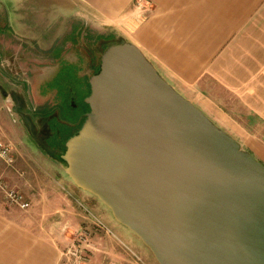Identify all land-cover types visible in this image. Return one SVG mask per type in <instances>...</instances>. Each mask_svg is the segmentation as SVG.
I'll return each instance as SVG.
<instances>
[{
    "label": "water",
    "instance_id": "water-1",
    "mask_svg": "<svg viewBox=\"0 0 264 264\" xmlns=\"http://www.w3.org/2000/svg\"><path fill=\"white\" fill-rule=\"evenodd\" d=\"M60 159L158 264H264V164L163 79L108 46Z\"/></svg>",
    "mask_w": 264,
    "mask_h": 264
},
{
    "label": "crops",
    "instance_id": "crops-1",
    "mask_svg": "<svg viewBox=\"0 0 264 264\" xmlns=\"http://www.w3.org/2000/svg\"><path fill=\"white\" fill-rule=\"evenodd\" d=\"M146 1L152 10L140 17L134 0H0V54L48 47L50 59L73 71L70 35L89 19L101 30V42L134 44L221 129L246 127L243 115L264 126V0ZM25 156L13 153L12 166L0 169L28 203L25 209L8 205L0 191V264H69L64 249L70 237L90 229L82 204L67 179L22 168ZM26 176L45 179L27 186L36 179ZM129 238L132 245L117 234L95 232L87 264H158L146 246Z\"/></svg>",
    "mask_w": 264,
    "mask_h": 264
},
{
    "label": "rangeland",
    "instance_id": "rangeland-1",
    "mask_svg": "<svg viewBox=\"0 0 264 264\" xmlns=\"http://www.w3.org/2000/svg\"><path fill=\"white\" fill-rule=\"evenodd\" d=\"M74 21L71 20V23H76ZM90 23L89 19L87 24L80 23L82 31L70 35L75 38L73 44L67 45V48L72 47L68 57L74 61L73 71L71 67L66 69L65 63H56L50 59L51 54L48 52L51 48L48 47H36L32 50L22 47L7 55L0 54V139L11 145L12 153L27 154V162L20 165L22 168L44 170L38 172L39 174L46 173L48 169L49 173L55 174L56 180L65 178L74 185L72 194L82 204L80 208L90 229L84 227L73 233L64 250L71 248L78 239L77 235L85 232L86 240L81 243V256L85 258L81 259L83 264L89 263L92 254L91 238L95 232L114 236L117 234L120 238L129 240L130 244L132 240L129 237H133V240L135 237V241L144 245L134 233L114 219L110 209L95 195L80 189L72 182L59 157L64 151L65 141L81 126L85 113L89 110L84 101L90 93L89 78L98 71L103 51L116 43V39L106 41L105 38L101 42V30H98L97 24ZM58 35L55 32L54 38L57 39ZM31 52L39 57L31 56ZM242 118L246 127L222 129L230 132L240 142L242 149L253 153L264 164V126H257L255 119L246 120L244 115ZM214 120L221 123L218 119ZM34 135L37 140L31 139ZM3 164L0 163V169L4 170ZM5 166L11 167L12 164ZM2 173L0 175L9 186L19 189L18 186H12L9 178ZM29 178L26 176L24 179ZM33 179L36 182L27 186L38 184L45 178L34 176L29 180ZM66 255L71 259L69 264H82L78 256L69 253Z\"/></svg>",
    "mask_w": 264,
    "mask_h": 264
},
{
    "label": "built area",
    "instance_id": "built-area-1",
    "mask_svg": "<svg viewBox=\"0 0 264 264\" xmlns=\"http://www.w3.org/2000/svg\"><path fill=\"white\" fill-rule=\"evenodd\" d=\"M134 8L138 11V15L143 17L147 15L152 10V6L149 1L146 0H134ZM13 150L11 145L8 142L0 139V162L5 165H11L13 163ZM0 191L4 195V199L8 205L17 206L21 209H25L28 206V203L25 201L23 194L14 187L9 186L2 176L0 175ZM78 239L73 242L71 248H67L65 254H71L73 256H78L80 262L85 259L81 256L83 249L81 248V243L86 240L85 232L77 235ZM82 259V260H81ZM83 264V261H82Z\"/></svg>",
    "mask_w": 264,
    "mask_h": 264
},
{
    "label": "flooded vegetation",
    "instance_id": "flooded-vegetation-1",
    "mask_svg": "<svg viewBox=\"0 0 264 264\" xmlns=\"http://www.w3.org/2000/svg\"><path fill=\"white\" fill-rule=\"evenodd\" d=\"M16 101H17V104L19 103V101H18V99H16ZM87 104V103H86ZM89 107V106H88ZM31 139H35V140H37V138L35 137V135L34 136H32V138ZM32 141V140H31ZM33 142V141H32Z\"/></svg>",
    "mask_w": 264,
    "mask_h": 264
},
{
    "label": "trees",
    "instance_id": "trees-1",
    "mask_svg": "<svg viewBox=\"0 0 264 264\" xmlns=\"http://www.w3.org/2000/svg\"><path fill=\"white\" fill-rule=\"evenodd\" d=\"M65 68H66V69H69L70 67H65ZM66 69H65V70H66ZM65 70H64V71H65ZM84 118H85V117H84ZM79 128H80V127H79ZM79 128H78V129H79ZM78 129H77V130H78ZM77 130H76L73 134H75V133L77 132ZM73 134H71L70 136H72Z\"/></svg>",
    "mask_w": 264,
    "mask_h": 264
}]
</instances>
